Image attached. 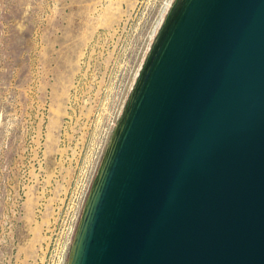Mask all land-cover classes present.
Here are the masks:
<instances>
[{
    "label": "water",
    "instance_id": "1",
    "mask_svg": "<svg viewBox=\"0 0 264 264\" xmlns=\"http://www.w3.org/2000/svg\"><path fill=\"white\" fill-rule=\"evenodd\" d=\"M66 264H264V0H174Z\"/></svg>",
    "mask_w": 264,
    "mask_h": 264
},
{
    "label": "rangeland",
    "instance_id": "2",
    "mask_svg": "<svg viewBox=\"0 0 264 264\" xmlns=\"http://www.w3.org/2000/svg\"><path fill=\"white\" fill-rule=\"evenodd\" d=\"M173 1L0 0V264H55Z\"/></svg>",
    "mask_w": 264,
    "mask_h": 264
},
{
    "label": "built area",
    "instance_id": "3",
    "mask_svg": "<svg viewBox=\"0 0 264 264\" xmlns=\"http://www.w3.org/2000/svg\"><path fill=\"white\" fill-rule=\"evenodd\" d=\"M123 106H124V105H123ZM123 106H121V109H120V111L118 112L117 116L120 115L121 112L123 111ZM117 116H116V117H117ZM118 117H119V116H118ZM118 117L115 118L114 122L112 123V125H110L109 128H112V127L115 126ZM105 137H106V135H105ZM101 148H102V146L99 147V149H98L99 151L97 150V152H99V154H100ZM99 154H98V155H99ZM90 184H91V183H90ZM89 187H90V185L88 184V187H87V188L89 189ZM87 188H86V189L84 190V192H83V195H82V197H81V202H82V199L85 197V194H87L86 192H88V189H87ZM80 204H81V203H80ZM80 207H81V206H80ZM80 207H78L76 220H77V218H78V216H79V209H80ZM75 226H76L75 224H71V225H70L69 230H68V233H69V234H67V241L65 242L64 246H62V249L58 250V252H59L60 255L57 257L56 260H54V263H55V264H64V263L66 262V258H67V257H66V254H67V251H68V249H69V247H70V245H71V241H72L73 234H74V231H75ZM58 239H60V236H59L58 238H56L55 241H57ZM54 249H56V246H55V248H53L51 251H53ZM53 255H54V254H51V257H53ZM52 261H53V259H52Z\"/></svg>",
    "mask_w": 264,
    "mask_h": 264
},
{
    "label": "bare ground",
    "instance_id": "4",
    "mask_svg": "<svg viewBox=\"0 0 264 264\" xmlns=\"http://www.w3.org/2000/svg\"><path fill=\"white\" fill-rule=\"evenodd\" d=\"M122 113V112H121Z\"/></svg>",
    "mask_w": 264,
    "mask_h": 264
}]
</instances>
